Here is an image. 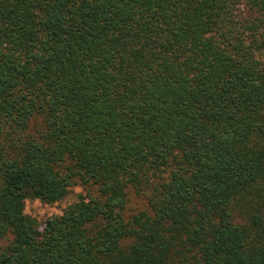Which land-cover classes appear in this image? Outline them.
<instances>
[{"label":"trees","instance_id":"1","mask_svg":"<svg viewBox=\"0 0 264 264\" xmlns=\"http://www.w3.org/2000/svg\"><path fill=\"white\" fill-rule=\"evenodd\" d=\"M6 237L0 264H264V0H0Z\"/></svg>","mask_w":264,"mask_h":264},{"label":"rangeland","instance_id":"2","mask_svg":"<svg viewBox=\"0 0 264 264\" xmlns=\"http://www.w3.org/2000/svg\"><path fill=\"white\" fill-rule=\"evenodd\" d=\"M84 191L79 186H73L69 189L68 194L61 201L53 204H45L39 200H27L25 202V213L36 219L40 228L43 227L47 218L62 214L70 205L75 203ZM10 237L0 240V249L5 247Z\"/></svg>","mask_w":264,"mask_h":264}]
</instances>
